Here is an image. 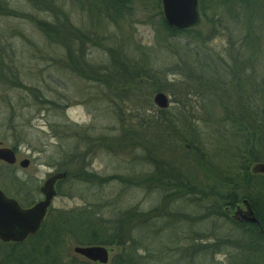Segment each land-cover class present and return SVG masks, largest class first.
Returning <instances> with one entry per match:
<instances>
[{
    "label": "rangeland",
    "instance_id": "1",
    "mask_svg": "<svg viewBox=\"0 0 264 264\" xmlns=\"http://www.w3.org/2000/svg\"><path fill=\"white\" fill-rule=\"evenodd\" d=\"M246 1L197 0L196 24L172 38L160 27L161 0H131L117 14L97 0H0V143L16 156L0 162V190L28 208L51 174H68L45 233L86 212L82 228L125 236L124 247L98 245L108 264L121 252L141 264H264V245L245 243L250 229L232 219L242 203L171 202L149 179L151 156L199 198L225 196L253 157L264 161V0ZM158 93L165 110L153 104ZM167 208L180 213L157 217ZM134 211L149 213L143 231V218L131 226ZM61 240L62 260L85 261L72 251L80 245ZM12 245L0 242V264H10Z\"/></svg>",
    "mask_w": 264,
    "mask_h": 264
},
{
    "label": "trees",
    "instance_id": "2",
    "mask_svg": "<svg viewBox=\"0 0 264 264\" xmlns=\"http://www.w3.org/2000/svg\"><path fill=\"white\" fill-rule=\"evenodd\" d=\"M97 1L101 4H104L105 6L103 7L106 8L109 7L112 11H116V14L121 11L122 12L126 11L128 9V6H131V0H97ZM222 1L225 3L245 4L246 7L249 5V3L247 1L245 2V0H222ZM160 27L162 31L165 32L167 37H172V38L176 36H180L185 32H188L187 30H177L174 28H170L166 25L164 20L161 21ZM67 35L70 36V33ZM67 38L69 40V37ZM233 83L234 82L231 81L230 85L231 86L234 85ZM260 123L262 122L260 121ZM141 126L142 125H139V127ZM150 129L151 128H149V130ZM144 130H146V128L143 127L142 131ZM139 131L138 129H134L132 131L131 137L129 136V138L127 139L131 143L138 141L135 138V136L138 134ZM145 132L147 133V131ZM151 158L152 157L149 156L150 159L149 161L152 165L153 164L155 165L156 172L155 175L150 174L149 179L153 182V184H155L154 188L165 187L168 188L167 189L168 191L171 190L170 192L171 195L169 196L168 199L171 202H173L176 199L184 198V196L187 195L188 199H191L190 201L191 203L194 201L198 202L197 207H201L202 205H204V208L211 207L212 209H214V208H220L221 206L233 208L235 205L242 203L243 200H247L255 213V217L257 219L258 224H239V223L237 224L235 223V224L240 227L244 226L250 229L249 231L247 230L245 231L248 236L246 237L247 239L244 241L245 243H248V245L249 244L253 245V249L257 248L256 246H260L261 244L264 245V216L262 215L263 212L261 211V206H260L261 200L259 199V195H258L262 191H264L263 175H252L250 170L248 173V166L246 165L244 166V168H242L245 171L244 177L246 178L244 183H242V186L236 184L235 186H233L230 192L225 196L217 194L214 195V197L212 198H206L204 196H201V198H199L200 196H196L199 192L196 194L195 192H192L190 190L189 187L191 182L190 181L188 182V180L186 182L185 180L183 181V178L185 177L183 176L182 173H180L174 167H169L167 169H164L161 165L158 164V162L155 159L153 158L151 159ZM252 160H253V164L264 162L262 159H258L257 157H253ZM67 179H68V174L66 180ZM62 183L63 181L59 182L56 185V188H58ZM171 202L169 203L168 206H170ZM202 202L203 204H201ZM32 204L33 203H30L26 206H31ZM85 213L86 212H81L76 215L71 214L68 217H66V214H64L65 216L63 218H61L60 220L57 219L51 224L47 233H45L47 228V224H45V226L43 225V227L36 236L29 238L23 243L13 244L12 245L13 250L10 255L11 257L9 258L10 264H74L72 263V261L75 260L64 261L62 260L61 257H59L56 254V250L59 247L60 243L62 242L61 238L64 237L66 239L68 238L73 239L74 242L80 246L105 245V246L124 247V245L127 242L125 241L124 234H121L120 232L116 231L109 236H102L99 233H96L97 231L95 230L89 232L88 229L86 230L82 228L83 226L80 222L83 219L82 217L84 216L83 219L84 223H86L87 221V218L85 217ZM130 213H132V215L130 216L131 220L133 219L131 222V226L133 225L136 219L143 218L144 221L140 222L142 223V225H140L141 229L143 231L145 228H147L146 226L148 222L151 220V218H149L150 217L149 213L143 214V213H136L135 211L128 212V214ZM179 213H180L179 211L171 212L169 208H167L162 215H159L157 217L167 218L169 220V217H171L172 219L171 214L178 215ZM77 216H79L78 221H74L72 225H69L68 223L72 221L71 219L75 220ZM70 226H77L81 228V231L78 229L77 232L79 233H77L78 235H76V232H74L72 228H69ZM82 235L83 237H81ZM57 238H60L58 245L55 242ZM53 245H54V249L52 247ZM259 251L261 254L264 255V247L262 249H259ZM139 261L140 260H138L134 254H130V253L124 254L123 252H121L120 254H118L117 256L111 259L110 264H141L138 263ZM79 264H90V263H88L87 261L86 262L83 261V262H79Z\"/></svg>",
    "mask_w": 264,
    "mask_h": 264
},
{
    "label": "water",
    "instance_id": "3",
    "mask_svg": "<svg viewBox=\"0 0 264 264\" xmlns=\"http://www.w3.org/2000/svg\"><path fill=\"white\" fill-rule=\"evenodd\" d=\"M163 18L166 25L177 30H186L197 22V0H161ZM153 104L165 110L169 106L168 98L158 93L153 97ZM0 162L13 166L16 156L12 149L2 147L0 143ZM27 160L21 161L19 166L26 168ZM250 172L252 175L264 176V164H254ZM67 178L66 173L51 174L39 188L42 199L29 208H22L19 203L7 197L0 190V242L20 244L34 237L40 231L47 211L56 196L55 186ZM244 210L239 208L234 212L232 219L240 224H258L255 213L247 200L242 201ZM73 254L97 264L109 263V252L102 246H77L72 249Z\"/></svg>",
    "mask_w": 264,
    "mask_h": 264
},
{
    "label": "flooded vegetation",
    "instance_id": "4",
    "mask_svg": "<svg viewBox=\"0 0 264 264\" xmlns=\"http://www.w3.org/2000/svg\"><path fill=\"white\" fill-rule=\"evenodd\" d=\"M260 232H262V231H260Z\"/></svg>",
    "mask_w": 264,
    "mask_h": 264
}]
</instances>
